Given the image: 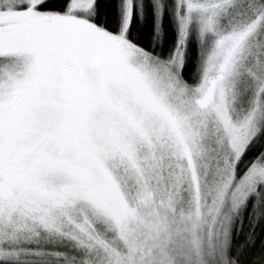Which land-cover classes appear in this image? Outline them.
Segmentation results:
<instances>
[{
    "label": "snow or ice",
    "instance_id": "obj_1",
    "mask_svg": "<svg viewBox=\"0 0 264 264\" xmlns=\"http://www.w3.org/2000/svg\"><path fill=\"white\" fill-rule=\"evenodd\" d=\"M0 264H264V0H0Z\"/></svg>",
    "mask_w": 264,
    "mask_h": 264
},
{
    "label": "trees",
    "instance_id": "obj_2",
    "mask_svg": "<svg viewBox=\"0 0 264 264\" xmlns=\"http://www.w3.org/2000/svg\"><path fill=\"white\" fill-rule=\"evenodd\" d=\"M193 69V64L191 62H189L188 66H187V71L188 73H190Z\"/></svg>",
    "mask_w": 264,
    "mask_h": 264
}]
</instances>
